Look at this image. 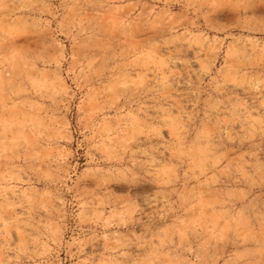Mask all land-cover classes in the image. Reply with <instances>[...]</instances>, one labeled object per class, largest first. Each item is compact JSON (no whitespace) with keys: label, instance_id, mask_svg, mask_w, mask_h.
<instances>
[{"label":"rangeland","instance_id":"1","mask_svg":"<svg viewBox=\"0 0 264 264\" xmlns=\"http://www.w3.org/2000/svg\"><path fill=\"white\" fill-rule=\"evenodd\" d=\"M0 264H264V0H0Z\"/></svg>","mask_w":264,"mask_h":264}]
</instances>
